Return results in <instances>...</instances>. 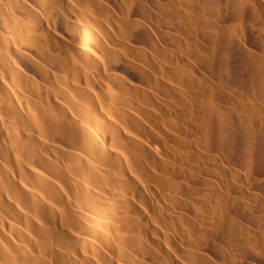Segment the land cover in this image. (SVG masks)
I'll use <instances>...</instances> for the list:
<instances>
[{
    "label": "bare ground",
    "instance_id": "bare-ground-1",
    "mask_svg": "<svg viewBox=\"0 0 264 264\" xmlns=\"http://www.w3.org/2000/svg\"><path fill=\"white\" fill-rule=\"evenodd\" d=\"M0 264H264V0H0Z\"/></svg>",
    "mask_w": 264,
    "mask_h": 264
}]
</instances>
